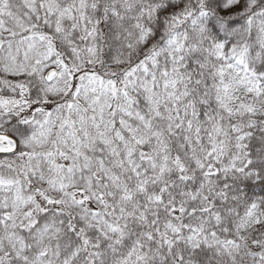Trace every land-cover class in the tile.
Segmentation results:
<instances>
[{
    "label": "snow or ice",
    "instance_id": "obj_1",
    "mask_svg": "<svg viewBox=\"0 0 264 264\" xmlns=\"http://www.w3.org/2000/svg\"><path fill=\"white\" fill-rule=\"evenodd\" d=\"M0 264H264V0H0Z\"/></svg>",
    "mask_w": 264,
    "mask_h": 264
}]
</instances>
